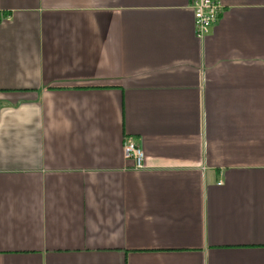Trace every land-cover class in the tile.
<instances>
[{
    "label": "crops",
    "instance_id": "crops-1",
    "mask_svg": "<svg viewBox=\"0 0 264 264\" xmlns=\"http://www.w3.org/2000/svg\"><path fill=\"white\" fill-rule=\"evenodd\" d=\"M218 1L0 0V264H264V0Z\"/></svg>",
    "mask_w": 264,
    "mask_h": 264
},
{
    "label": "built area",
    "instance_id": "built-area-1",
    "mask_svg": "<svg viewBox=\"0 0 264 264\" xmlns=\"http://www.w3.org/2000/svg\"><path fill=\"white\" fill-rule=\"evenodd\" d=\"M189 6L194 15L195 34L204 39L219 22L223 7L218 0H190ZM123 152L126 159L134 161L135 169L143 168L144 152L132 138L125 139Z\"/></svg>",
    "mask_w": 264,
    "mask_h": 264
}]
</instances>
